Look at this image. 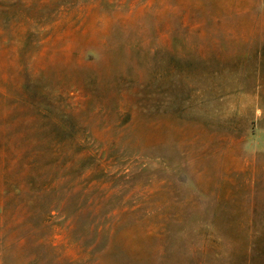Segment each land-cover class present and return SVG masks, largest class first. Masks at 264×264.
<instances>
[{"label": "rangeland", "instance_id": "rangeland-1", "mask_svg": "<svg viewBox=\"0 0 264 264\" xmlns=\"http://www.w3.org/2000/svg\"><path fill=\"white\" fill-rule=\"evenodd\" d=\"M0 91V264H264V0H0Z\"/></svg>", "mask_w": 264, "mask_h": 264}, {"label": "trees", "instance_id": "trees-1", "mask_svg": "<svg viewBox=\"0 0 264 264\" xmlns=\"http://www.w3.org/2000/svg\"><path fill=\"white\" fill-rule=\"evenodd\" d=\"M28 84H26V90L28 89ZM34 95V94H33ZM36 97L35 98H38V99H42L44 94L41 93V92H38L37 95H35ZM22 97H23V105L27 108V109H30L31 111L34 110V113H35V116H39L40 118H43L45 119L46 115H48V117H50L52 119V126L54 128V130L56 131V133H58L59 135L65 137V138H68L70 139L72 142L76 141L77 140V136H78V131H74L73 127H76V123L74 122V120H72L71 117L68 116V114H65L64 113V117H66L65 120H60L58 119L54 114H53V109L54 107L52 105H49V106H46L48 108L51 109L50 110H47V108H40L39 104H41V102H35L36 104H33V102H31L32 100V96L27 93V91H24V93L22 94ZM0 98L1 99H4V98H7V99H10L12 98L10 96V94H8L7 92H3V91H0ZM30 100V101H28ZM42 112L44 113V115L42 114ZM31 118L33 119V116L31 115ZM53 148H56V150L54 152L57 151L58 147L55 145ZM16 161H17V164L23 169L25 168H28L30 166L31 163L29 164H24L22 163V155L19 151L16 152ZM57 159V157H55ZM24 167V168H23Z\"/></svg>", "mask_w": 264, "mask_h": 264}]
</instances>
